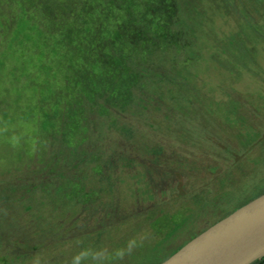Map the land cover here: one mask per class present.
Masks as SVG:
<instances>
[{
	"label": "rangeland",
	"instance_id": "374dc122",
	"mask_svg": "<svg viewBox=\"0 0 264 264\" xmlns=\"http://www.w3.org/2000/svg\"><path fill=\"white\" fill-rule=\"evenodd\" d=\"M20 3L0 0V264H149L264 190V0H188L205 25L193 24L190 48L154 55L132 91L140 103L160 96L161 104L122 116L163 148L154 165L142 145L123 150L116 134L92 131L88 147L62 144L52 106L70 97L63 68L80 49L52 44L67 54L51 58L39 8L24 14ZM187 59L186 76L177 75ZM165 116L174 134L160 131ZM74 149L103 160L115 152L109 179L93 173L101 159L62 163ZM44 177L47 191L62 187L57 196L28 192Z\"/></svg>",
	"mask_w": 264,
	"mask_h": 264
},
{
	"label": "trees",
	"instance_id": "16d2710c",
	"mask_svg": "<svg viewBox=\"0 0 264 264\" xmlns=\"http://www.w3.org/2000/svg\"><path fill=\"white\" fill-rule=\"evenodd\" d=\"M18 1L21 2L20 6L24 14L31 8H39L42 20L41 26H43V29L46 27L48 29L45 42L50 48L51 58H58V54H67L65 50L57 51L53 49L52 44L59 45L63 43L67 46L70 45L71 49H80L77 52V55L81 54L79 59L75 62L66 63L63 68L70 75L65 85L67 87L65 91L70 97H66L62 102H56V106H52V115H58L59 118L57 134H60L62 144L69 147L84 144V147H88L85 144L90 143V133L92 131L97 137H101L99 134H103L113 138L112 136L116 134L121 139V142L117 143L123 145V150L127 147L136 149V146L140 145L139 147H141L142 145L144 147L142 150L149 152L153 165L158 163L159 156L164 159L163 148L159 142L147 137V131L144 133L143 130L139 131L135 125L125 124L122 116L124 114L139 115L136 113L137 109L147 108L148 105L149 107H155L151 105L152 103L156 106L161 104L162 98L160 96L158 99L160 103L158 101L153 102L154 100H150V102L145 100L140 103L138 97L133 98L132 91L137 89L138 86L142 87L139 82L148 74L147 67L151 64L154 55L164 53L168 49H174L177 53L180 50L190 48L193 43L191 38L194 35L191 34L196 31L193 24L196 23L198 28H203L204 22L203 20L200 21V17L196 18L197 16L193 12L191 17L187 6L188 0L185 2H181L182 0H95L97 4L92 9L87 6L90 0H34L39 5L34 2L29 3V0ZM38 31H42V29H38ZM68 54L73 56L71 52ZM187 60L183 64L184 66L190 61ZM184 66L175 70L177 75L180 76L181 73L185 74L187 72V66ZM182 79L186 80L185 77ZM171 80L172 78L169 77L170 83L173 82ZM49 92L52 96L55 95V90ZM187 93L189 94L190 91H187ZM193 95L198 96L195 93ZM185 105H188V103ZM188 108H182L185 115V111H192L191 108ZM137 115L133 123L136 121ZM161 119L165 122L161 127L157 122L147 125L150 134L158 131L159 127L161 128L160 131L164 129L162 127H166L167 133L171 132L166 123L169 122V117L165 116ZM181 124L183 123L181 122ZM183 128L181 127L180 131L183 132ZM111 143L115 145L113 140H111ZM79 152L76 149L69 152L68 156L71 160L64 155L61 156L62 163L74 160L78 165L86 160L88 162L91 156L97 158L99 162L102 157V152L99 151L98 153L97 150L94 156L93 154L83 155ZM112 154L115 156V152ZM112 154H109V156L105 154L104 160H100L101 167L96 166L92 169L93 173L98 176L99 181L106 182V178L109 179V174H103L104 171L109 170V159L111 161L115 160L111 158ZM54 171V168L50 169L48 166L49 173H54ZM146 172L143 171L144 174ZM105 173L107 174V172ZM46 177L41 180L43 184H26L29 189L28 192L43 191L45 193L46 191V194L49 195L50 191L46 189L49 184ZM140 177L144 185L148 183L143 180L146 175ZM107 185L110 189L113 188V185ZM71 188L74 190L76 185H72ZM61 189L62 187L57 186L50 193H55L54 195L57 196ZM9 191V193H13L12 190ZM263 193L264 190L240 204L243 206ZM65 196L67 197L68 194ZM26 209H29V207ZM234 210L235 208L229 210L230 212H220L205 219V226L191 229L190 237H186L171 252L160 256L149 264H160L189 240ZM178 227L182 230L184 228L181 224ZM152 229L157 231L155 227ZM252 264H264V257Z\"/></svg>",
	"mask_w": 264,
	"mask_h": 264
},
{
	"label": "water",
	"instance_id": "95a60500",
	"mask_svg": "<svg viewBox=\"0 0 264 264\" xmlns=\"http://www.w3.org/2000/svg\"><path fill=\"white\" fill-rule=\"evenodd\" d=\"M264 257V193L181 246L160 264H252Z\"/></svg>",
	"mask_w": 264,
	"mask_h": 264
}]
</instances>
